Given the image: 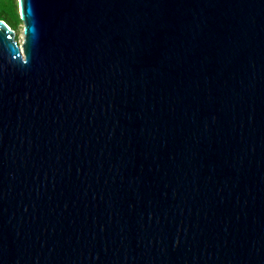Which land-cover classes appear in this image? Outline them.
Segmentation results:
<instances>
[{
    "label": "water",
    "instance_id": "water-1",
    "mask_svg": "<svg viewBox=\"0 0 264 264\" xmlns=\"http://www.w3.org/2000/svg\"><path fill=\"white\" fill-rule=\"evenodd\" d=\"M16 1L0 264H264V0Z\"/></svg>",
    "mask_w": 264,
    "mask_h": 264
},
{
    "label": "trees",
    "instance_id": "trees-1",
    "mask_svg": "<svg viewBox=\"0 0 264 264\" xmlns=\"http://www.w3.org/2000/svg\"><path fill=\"white\" fill-rule=\"evenodd\" d=\"M0 21L12 31L17 30L21 25L16 0H0Z\"/></svg>",
    "mask_w": 264,
    "mask_h": 264
},
{
    "label": "rangeland",
    "instance_id": "rangeland-1",
    "mask_svg": "<svg viewBox=\"0 0 264 264\" xmlns=\"http://www.w3.org/2000/svg\"><path fill=\"white\" fill-rule=\"evenodd\" d=\"M14 32V40L16 41L17 45L19 46L22 41V33H21V25L17 28Z\"/></svg>",
    "mask_w": 264,
    "mask_h": 264
}]
</instances>
